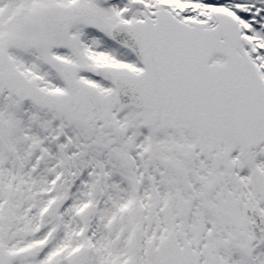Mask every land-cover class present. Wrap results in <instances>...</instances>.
<instances>
[{"label": "snow or ice", "instance_id": "obj_1", "mask_svg": "<svg viewBox=\"0 0 264 264\" xmlns=\"http://www.w3.org/2000/svg\"><path fill=\"white\" fill-rule=\"evenodd\" d=\"M0 264H264V0H0Z\"/></svg>", "mask_w": 264, "mask_h": 264}]
</instances>
